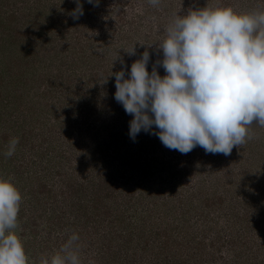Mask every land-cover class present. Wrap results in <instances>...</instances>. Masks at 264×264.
<instances>
[{"label": "rangeland", "instance_id": "obj_1", "mask_svg": "<svg viewBox=\"0 0 264 264\" xmlns=\"http://www.w3.org/2000/svg\"><path fill=\"white\" fill-rule=\"evenodd\" d=\"M80 2L73 20L75 0H0V178L22 196L28 264L72 233L81 264H264V127L228 156L181 154L143 131L133 141L109 76L146 49L151 72L178 13L264 12V0Z\"/></svg>", "mask_w": 264, "mask_h": 264}, {"label": "clouds", "instance_id": "obj_2", "mask_svg": "<svg viewBox=\"0 0 264 264\" xmlns=\"http://www.w3.org/2000/svg\"><path fill=\"white\" fill-rule=\"evenodd\" d=\"M87 2L99 6V0ZM148 2L155 7L161 0ZM75 3L69 15L78 20L83 4ZM190 9L176 14L165 38L155 43L163 57L151 72L147 49L127 76L121 58V70L109 75L115 76L114 99L132 117L133 141L143 131L181 154L200 147L206 154L228 156L252 138L249 126L255 122L264 127V12L237 13L230 6ZM135 45L126 50L129 56L136 55ZM18 143V137L9 140L5 158L14 155ZM21 199L14 183L0 178V264H28L15 231ZM78 241L72 233L50 259L42 257L41 264H81Z\"/></svg>", "mask_w": 264, "mask_h": 264}]
</instances>
